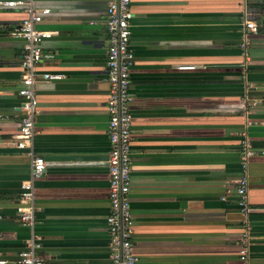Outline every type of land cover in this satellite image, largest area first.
<instances>
[{"label":"crops","instance_id":"0c3cea01","mask_svg":"<svg viewBox=\"0 0 264 264\" xmlns=\"http://www.w3.org/2000/svg\"><path fill=\"white\" fill-rule=\"evenodd\" d=\"M107 0H36L35 227L44 264H108ZM132 186L135 264H264V0H131ZM20 8L0 6V256L18 264L29 230L16 214L30 159L16 133L23 41L8 31ZM244 20L258 32L248 58ZM193 65L192 69H180ZM249 140L248 252L236 199ZM49 156H55L50 160ZM65 156V157H58Z\"/></svg>","mask_w":264,"mask_h":264},{"label":"built area","instance_id":"2783aa9c","mask_svg":"<svg viewBox=\"0 0 264 264\" xmlns=\"http://www.w3.org/2000/svg\"><path fill=\"white\" fill-rule=\"evenodd\" d=\"M36 0H0V6L20 8L24 17L18 26L11 28L8 34L23 41V53L19 60L21 70L18 95L21 97V116L14 123L16 133L3 135L10 143L24 150L30 159L29 177L21 183L19 202L16 206L18 220L29 230L24 247L19 253L18 264H44L39 253L41 244L35 232L34 182L45 170L42 156L34 152L35 116L38 112V99L35 83L61 79L63 74L39 72L37 66L42 57V42L53 35V31L40 29L37 25L50 9L35 7ZM131 0H107L105 26L107 31L106 82L108 93L105 109L108 113L109 151L107 156L109 173L108 213L106 226L108 233L109 263L135 264L133 252L134 220L131 209L130 191L132 186V120L131 104V68L134 52L130 43L133 19ZM245 36L239 44L245 59L248 58L250 38L257 34L258 25L253 20H244ZM193 65H181L180 69H192ZM3 120L0 114V127ZM241 171L236 179L235 193L241 214L243 232L239 245L241 258L248 252L250 238L249 214L251 207L248 197V158L251 154L249 140L245 137L240 142ZM2 215L0 213V219ZM1 255V254H0ZM0 264L5 260L0 256Z\"/></svg>","mask_w":264,"mask_h":264},{"label":"water","instance_id":"95a60500","mask_svg":"<svg viewBox=\"0 0 264 264\" xmlns=\"http://www.w3.org/2000/svg\"><path fill=\"white\" fill-rule=\"evenodd\" d=\"M50 158H48V159H50V160H52V159H54L53 157H55V156H49ZM58 157H65V156H58Z\"/></svg>","mask_w":264,"mask_h":264}]
</instances>
